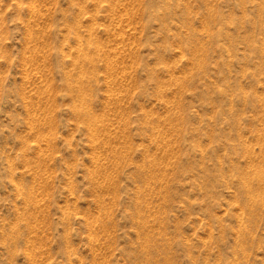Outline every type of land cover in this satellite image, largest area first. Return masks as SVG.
Segmentation results:
<instances>
[{
    "label": "rangeland",
    "instance_id": "374dc122",
    "mask_svg": "<svg viewBox=\"0 0 264 264\" xmlns=\"http://www.w3.org/2000/svg\"><path fill=\"white\" fill-rule=\"evenodd\" d=\"M263 158L264 0H0V264H264Z\"/></svg>",
    "mask_w": 264,
    "mask_h": 264
},
{
    "label": "bare ground",
    "instance_id": "6f19581e",
    "mask_svg": "<svg viewBox=\"0 0 264 264\" xmlns=\"http://www.w3.org/2000/svg\"><path fill=\"white\" fill-rule=\"evenodd\" d=\"M264 159V158H263ZM105 223V222H104Z\"/></svg>",
    "mask_w": 264,
    "mask_h": 264
}]
</instances>
